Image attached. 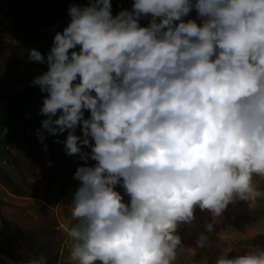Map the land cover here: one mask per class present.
<instances>
[{
  "label": "clouds",
  "instance_id": "1",
  "mask_svg": "<svg viewBox=\"0 0 264 264\" xmlns=\"http://www.w3.org/2000/svg\"><path fill=\"white\" fill-rule=\"evenodd\" d=\"M193 9L199 24L183 19ZM68 14L47 56L31 49L29 60L48 66L32 80L47 93L39 140L46 131L67 155L96 161L74 173L70 259L175 264L176 229L197 206L215 220L264 195L254 183L264 178V0H133L115 16L111 0H92ZM197 244L210 246L204 234ZM216 264H264V249Z\"/></svg>",
  "mask_w": 264,
  "mask_h": 264
},
{
  "label": "rangeland",
  "instance_id": "2",
  "mask_svg": "<svg viewBox=\"0 0 264 264\" xmlns=\"http://www.w3.org/2000/svg\"><path fill=\"white\" fill-rule=\"evenodd\" d=\"M91 2L0 0V264H27L41 254L47 264H76L70 259L67 235L76 223L69 207L80 186L74 173L79 166H93L96 161L67 155L63 143H56L57 137L46 131L45 140H39L37 132L47 119L40 108L47 93L32 80L48 66L30 61L29 51L36 49L46 57L56 32H62L70 22V6L84 7ZM132 3L111 0L112 14H117L114 6L130 10ZM183 19L200 23L197 15ZM149 21L150 17L144 16L140 24L147 26ZM89 115L84 110L85 118ZM76 135L82 136L80 127ZM66 137L67 131L58 139ZM82 151L90 152V148L83 146ZM254 183L264 192V178L254 177ZM115 190L123 202L130 203L121 185ZM209 223L213 224L211 232L206 228ZM175 234L181 239L175 264H216L225 253L234 258L264 249V195L255 201L230 203L215 220L209 210L197 206L192 223L179 224ZM201 234L208 237L210 246H198Z\"/></svg>",
  "mask_w": 264,
  "mask_h": 264
},
{
  "label": "trees",
  "instance_id": "3",
  "mask_svg": "<svg viewBox=\"0 0 264 264\" xmlns=\"http://www.w3.org/2000/svg\"><path fill=\"white\" fill-rule=\"evenodd\" d=\"M114 10L117 12V14L122 10V6H114ZM190 15H192V17H195L197 15V13H195L194 11H191ZM150 17V15L148 16ZM151 19V17H150Z\"/></svg>",
  "mask_w": 264,
  "mask_h": 264
}]
</instances>
